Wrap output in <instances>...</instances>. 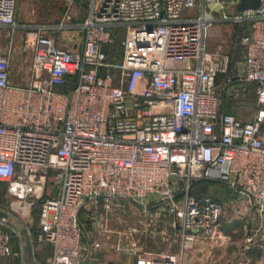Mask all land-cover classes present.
Returning <instances> with one entry per match:
<instances>
[{
	"label": "built area",
	"instance_id": "2783aa9c",
	"mask_svg": "<svg viewBox=\"0 0 264 264\" xmlns=\"http://www.w3.org/2000/svg\"><path fill=\"white\" fill-rule=\"evenodd\" d=\"M239 1L90 0L81 22L23 28V86L11 83V55L0 49V184L24 212L40 202L35 234L51 249L46 264H85L79 213L89 202L103 203L92 220L101 233L113 202L162 211L182 250L223 240L224 205L190 195L198 182L222 184L264 212V0L242 13ZM15 13L16 0H0V28L19 29ZM217 24L245 29L238 71L255 93L245 122L222 109L219 87L236 80L225 78L228 57L207 51ZM118 30L121 61L108 63ZM51 178L56 193L45 198ZM128 236L137 264H181L180 254L140 253ZM11 255L0 220V257Z\"/></svg>",
	"mask_w": 264,
	"mask_h": 264
},
{
	"label": "rangeland",
	"instance_id": "374dc122",
	"mask_svg": "<svg viewBox=\"0 0 264 264\" xmlns=\"http://www.w3.org/2000/svg\"><path fill=\"white\" fill-rule=\"evenodd\" d=\"M90 0H16L15 23L19 29L14 33L10 29H0V49L10 52V81L16 85H26L28 77L27 63L21 52V43L24 27H56L70 16L72 23H78L86 15ZM245 32L244 26L231 24H217L213 26L207 51L215 56H227L228 65L225 78L234 79L233 86H220L218 92L222 96V109L225 113L234 115L239 120L248 121L255 107L254 85L245 83L241 70L238 67L243 58V50L240 38ZM60 36L70 41L79 42L81 36L77 33L65 32ZM124 31L118 30L114 42L107 49L112 63L118 64L121 50V42ZM6 185H0V212L7 215L6 225L13 238H18L21 232L29 236L32 252L36 264H46L50 255L48 245H40L36 242L35 231L38 225V213L33 210L30 213L20 210L17 202L6 192ZM201 191L210 194L221 202L224 207L219 222V233L223 240L207 242L205 251L196 255L193 264H255L245 262L243 252L245 247H255L264 258V212L259 213L247 207V204L236 193L224 185L202 187ZM55 184L53 178L48 181L44 197L54 195ZM39 206V205H37ZM102 202L85 203L80 210L79 218L90 232H99L91 229L93 217L103 213ZM171 219L162 211L147 214L137 206L124 201L113 202L111 214L105 223L106 229L110 230L109 238L97 237L102 250L108 251L124 262L128 257L125 247L128 245L131 234L138 242L141 249H153L156 251L170 252L179 255V235L175 229L170 228ZM93 230V231H92ZM149 232L154 234L153 238ZM107 235V234H106ZM99 238V239H98ZM100 240V241H99ZM119 246L120 250H117ZM13 248V246L11 247ZM258 249V250H257ZM185 258V257H184ZM187 260V259H186ZM244 262H240V261ZM185 261V260H184ZM183 258L181 259V264ZM185 263V262H184ZM261 261L259 262V264ZM186 264V263H185ZM262 264L264 262L262 261Z\"/></svg>",
	"mask_w": 264,
	"mask_h": 264
},
{
	"label": "crops",
	"instance_id": "0c3cea01",
	"mask_svg": "<svg viewBox=\"0 0 264 264\" xmlns=\"http://www.w3.org/2000/svg\"><path fill=\"white\" fill-rule=\"evenodd\" d=\"M87 14H88V12H87ZM0 29H4V28H0ZM155 212H156V210L149 209L148 211H146V215L151 214V213H155ZM90 226H91V229H94L92 224ZM168 226L171 228L170 225H168ZM83 229L85 230L84 227H83ZM85 232L87 233V236L84 238V245H83V249L81 250L82 256L84 257L85 264H137L138 257L136 255L131 254L129 251H127V248L129 247L130 242L128 243V245H126V247L124 249L125 252L128 253V257H126L124 262H123L120 260L119 257L108 253V251H103L101 249L102 243L100 244L101 245L100 249L95 250V249L91 248V243L98 242V240H96L97 239L96 235L99 238L104 236L105 239H108L109 234L111 232L110 230L107 233H101V232H96V231L90 232V231H86V230H85ZM21 233H20V236L18 238H12L11 239V247L13 246L12 255L9 257H6V258L0 257V264H36V260L34 258L33 252H31V254H30L26 250L24 237L21 235ZM149 236H151L153 238L154 234L152 232H149ZM260 241L264 242V237H262V239ZM38 244H40V243H38ZM206 244H207V242H205L201 239H198L192 245H190L188 247V249L182 250L181 249V242L179 239V250H180L179 253H180L181 257L183 258L182 264H185V263L186 264H193L194 259L196 258V255H198L200 252L205 251V245ZM42 245H45V244H42ZM48 247H49V245H48ZM253 248H255V247H245L244 252H243L244 261L250 262V263H255V264H259V262L261 261L260 264H262V261L264 262V258L262 259L260 252L255 251V249L253 250ZM31 249H32V247H31ZM117 250H120L119 246H117ZM138 251H140V253H143V254L144 253L163 252V251H156L153 249H146V248L141 249L139 244H138ZM163 253H170V252L165 251ZM50 255H51V249H50ZM50 255H49V257H50ZM49 257L47 258L46 262L48 261ZM244 261L241 260L240 262H244Z\"/></svg>",
	"mask_w": 264,
	"mask_h": 264
},
{
	"label": "trees",
	"instance_id": "16d2710c",
	"mask_svg": "<svg viewBox=\"0 0 264 264\" xmlns=\"http://www.w3.org/2000/svg\"><path fill=\"white\" fill-rule=\"evenodd\" d=\"M85 10H86V15L85 16H83L82 17V19L79 21V22H81V21H83L85 18H86V16H87V12H88V9H86V8H84ZM115 34H117V31L115 32ZM109 48V46L105 49V54H106V62H108V63H112L111 62V60H109L110 59V55L108 54V52H107V49ZM121 54H122V47H121V50H120V52L118 53V55H119V60L118 61H121ZM224 78V75H218V77H217V83L221 80V79H223ZM58 91H62V92H64V91H66L67 90V87H61V88H59V89H57ZM229 114V113H228ZM217 184H219V183H214V182H208V181H201V182H198V183H196V184H194L192 187H191V189H190V191H189V194L190 195H193V196H199V195H207V196H210L211 198H213L214 200H216L217 202H219L216 198H214V197H212L210 194H206V193H204V192H202L201 191V188L203 187H206L207 185H209V186H217ZM0 185H5L4 183H1ZM221 185V184H220ZM219 203H221V202H219ZM40 204V202L37 204V205H39ZM222 204V203H221ZM35 206L34 208H33V210H35L38 214H39V206ZM32 210V211H33ZM80 219V218H79ZM80 223L83 225V227L85 228V230L86 231H89L85 226H84V224L81 222V220H80ZM10 236H11V239L13 238L12 237V234H11V232H10ZM35 239H36V234H35V236H33Z\"/></svg>",
	"mask_w": 264,
	"mask_h": 264
},
{
	"label": "water",
	"instance_id": "95a60500",
	"mask_svg": "<svg viewBox=\"0 0 264 264\" xmlns=\"http://www.w3.org/2000/svg\"><path fill=\"white\" fill-rule=\"evenodd\" d=\"M259 5H260L259 0H240L239 3L236 5L235 9H236V12L242 13V12L257 10ZM180 194L181 193L176 195V197H178ZM132 203L138 206L135 202H132ZM6 219H7V215L0 212V220H6ZM82 232L85 236H87L83 227H82ZM21 235L24 237V242H25L27 252L31 254L32 249H31V242H30L29 236L27 235L26 232H22Z\"/></svg>",
	"mask_w": 264,
	"mask_h": 264
}]
</instances>
